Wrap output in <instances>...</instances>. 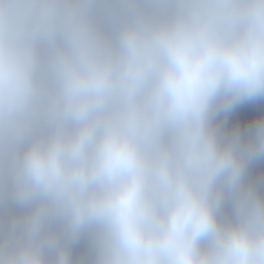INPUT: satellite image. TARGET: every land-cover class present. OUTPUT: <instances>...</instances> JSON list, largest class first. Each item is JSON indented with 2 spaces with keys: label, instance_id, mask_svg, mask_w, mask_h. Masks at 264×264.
I'll return each instance as SVG.
<instances>
[{
  "label": "clouds",
  "instance_id": "clouds-1",
  "mask_svg": "<svg viewBox=\"0 0 264 264\" xmlns=\"http://www.w3.org/2000/svg\"><path fill=\"white\" fill-rule=\"evenodd\" d=\"M0 264H264V0H0Z\"/></svg>",
  "mask_w": 264,
  "mask_h": 264
}]
</instances>
